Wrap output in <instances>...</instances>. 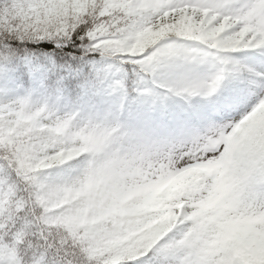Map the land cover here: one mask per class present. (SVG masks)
Segmentation results:
<instances>
[{
	"label": "snow or ice",
	"instance_id": "snow-or-ice-1",
	"mask_svg": "<svg viewBox=\"0 0 264 264\" xmlns=\"http://www.w3.org/2000/svg\"><path fill=\"white\" fill-rule=\"evenodd\" d=\"M0 264H264V0H0Z\"/></svg>",
	"mask_w": 264,
	"mask_h": 264
}]
</instances>
